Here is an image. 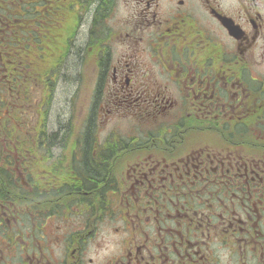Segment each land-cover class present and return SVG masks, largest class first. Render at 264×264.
I'll return each instance as SVG.
<instances>
[{"label": "flooded vegetation", "instance_id": "1", "mask_svg": "<svg viewBox=\"0 0 264 264\" xmlns=\"http://www.w3.org/2000/svg\"><path fill=\"white\" fill-rule=\"evenodd\" d=\"M0 264H264V0H0Z\"/></svg>", "mask_w": 264, "mask_h": 264}, {"label": "rangeland", "instance_id": "2", "mask_svg": "<svg viewBox=\"0 0 264 264\" xmlns=\"http://www.w3.org/2000/svg\"><path fill=\"white\" fill-rule=\"evenodd\" d=\"M54 114L56 115V110L54 111ZM47 128L49 129V132H51L55 128H57V125H54V118L53 117H51L50 124L47 125Z\"/></svg>", "mask_w": 264, "mask_h": 264}]
</instances>
